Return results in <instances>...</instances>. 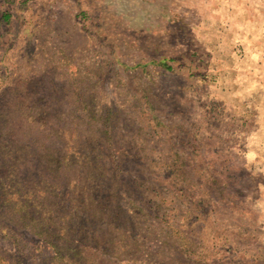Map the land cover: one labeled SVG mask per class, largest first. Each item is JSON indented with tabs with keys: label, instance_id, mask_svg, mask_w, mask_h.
I'll return each mask as SVG.
<instances>
[{
	"label": "rangeland",
	"instance_id": "rangeland-1",
	"mask_svg": "<svg viewBox=\"0 0 264 264\" xmlns=\"http://www.w3.org/2000/svg\"><path fill=\"white\" fill-rule=\"evenodd\" d=\"M24 86L120 191L62 259L1 195L0 264H264V0H0V101Z\"/></svg>",
	"mask_w": 264,
	"mask_h": 264
},
{
	"label": "trees",
	"instance_id": "trees-1",
	"mask_svg": "<svg viewBox=\"0 0 264 264\" xmlns=\"http://www.w3.org/2000/svg\"><path fill=\"white\" fill-rule=\"evenodd\" d=\"M15 90H5L6 98L0 101L2 202L7 204L8 198L13 199L19 219L24 222L16 227L30 224L29 232L50 247L54 258L62 259L69 252L75 256L78 251L72 246L70 236L84 235L87 228L82 222L94 221L90 214L106 221L104 210L93 213L91 209L103 207L111 196L118 197L119 181L113 172L108 178L110 168L97 160V155L93 157L94 140L35 137L34 131L51 128L44 120L45 111L32 113L28 106L23 109L24 100L30 99V86H24L22 96ZM82 173L85 174L83 185L78 177ZM128 210L129 207L121 209V216H128ZM110 216L114 220L118 217L114 213Z\"/></svg>",
	"mask_w": 264,
	"mask_h": 264
}]
</instances>
